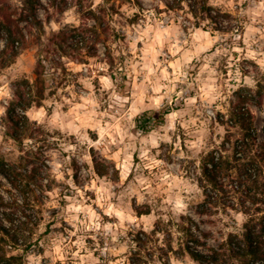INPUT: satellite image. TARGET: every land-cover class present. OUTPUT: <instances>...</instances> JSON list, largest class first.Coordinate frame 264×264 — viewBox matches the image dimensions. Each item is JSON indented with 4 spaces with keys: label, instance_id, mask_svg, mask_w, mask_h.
I'll use <instances>...</instances> for the list:
<instances>
[{
    "label": "rangeland",
    "instance_id": "1",
    "mask_svg": "<svg viewBox=\"0 0 264 264\" xmlns=\"http://www.w3.org/2000/svg\"><path fill=\"white\" fill-rule=\"evenodd\" d=\"M42 1L43 44L62 28L94 25L69 3L59 13ZM165 1H88L105 31L97 41L88 31L81 53L53 69L51 93L26 112L38 132L23 147L6 134V107L16 82L34 80L40 46L30 44L0 70V159L20 164L21 173L17 187L0 184V237L5 228L19 239L1 242L5 255L23 264H135L140 256L145 264H198L181 251L177 224H189L187 217L208 246L241 234L242 214H197L203 196L196 172L201 156L226 136L216 117L229 114L241 88L264 140V0H209L241 24V37L197 28L186 9L166 10ZM116 69L126 76L122 90L110 78ZM165 104L177 109L142 134L136 118ZM28 151L33 156L22 160ZM131 229L159 231L133 254Z\"/></svg>",
    "mask_w": 264,
    "mask_h": 264
},
{
    "label": "trees",
    "instance_id": "2",
    "mask_svg": "<svg viewBox=\"0 0 264 264\" xmlns=\"http://www.w3.org/2000/svg\"><path fill=\"white\" fill-rule=\"evenodd\" d=\"M88 1L91 0H47L46 5L59 13L64 12L69 4L75 6L76 11L94 21V25L91 28H62L51 35L47 44H43L41 38L45 29L39 11H47L44 2L20 0L19 6H15L11 0H0V70L8 67L30 44L40 46L35 53L34 80L16 82L12 90L13 99L6 107V134L20 147H23L25 140L35 139L37 135L38 128L29 120L26 112L32 106L40 107L46 92L51 93L53 69L59 68L63 57L81 53L83 43L89 37L88 31L94 30L95 41L100 39L101 33L98 30L105 31L92 5H87ZM164 5L169 11L186 9L197 28L205 24L213 31L229 33L230 37L236 34L242 36L241 24L229 13L211 6L209 0H167ZM89 49L92 52H88L87 56H95V44ZM109 65L113 67L112 59ZM110 78L118 90H122L126 81L125 74L118 69L116 72L112 70ZM242 92L243 88L234 93L228 115L217 114L216 122L227 127L226 136L200 158L196 181L203 199L196 212L198 215L211 216L232 211L242 214L245 221L241 234L229 233L216 247L208 246L202 240L207 239V234L190 217H187L189 224H177V229L182 233L181 251L188 253L198 264H264V140L258 139L254 127V117L248 102L251 95ZM260 92L258 94L262 98ZM176 109L175 106L165 104L147 110L136 118V128L142 134H147L161 126L165 117ZM232 129H236V135ZM31 156L33 152L28 151L26 160L25 157L21 159L27 161ZM93 163L96 172L103 175L99 163L95 159ZM19 166L0 159V184L5 179L17 187L16 182L21 175ZM1 231L4 234L0 237V264H23L22 257L5 255L1 246V242L6 241L18 245L19 239L8 234L5 228ZM158 231L154 229L148 234L129 230V247L132 250L136 247L133 254L148 249L151 236ZM135 264H145L142 256Z\"/></svg>",
    "mask_w": 264,
    "mask_h": 264
}]
</instances>
